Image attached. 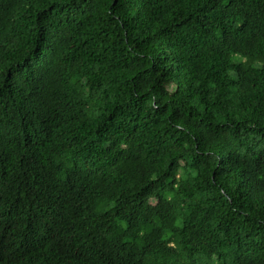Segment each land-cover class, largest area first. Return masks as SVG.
Instances as JSON below:
<instances>
[{
	"label": "trees",
	"instance_id": "trees-1",
	"mask_svg": "<svg viewBox=\"0 0 264 264\" xmlns=\"http://www.w3.org/2000/svg\"><path fill=\"white\" fill-rule=\"evenodd\" d=\"M0 264H264V0H0Z\"/></svg>",
	"mask_w": 264,
	"mask_h": 264
}]
</instances>
